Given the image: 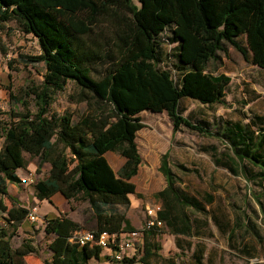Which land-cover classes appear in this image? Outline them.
Instances as JSON below:
<instances>
[{"label": "trees", "instance_id": "16d2710c", "mask_svg": "<svg viewBox=\"0 0 264 264\" xmlns=\"http://www.w3.org/2000/svg\"><path fill=\"white\" fill-rule=\"evenodd\" d=\"M9 21L38 39L41 53L28 56L27 62L43 63L46 72L41 85L25 92L33 98L36 112L23 98H15L22 112L0 108V210L8 226L17 229L30 212L8 191L10 184H21L18 171L27 168L28 153L38 158V174L50 165L48 175L35 185L40 201H51L56 194L69 201L82 196L93 210L96 231L118 239L123 233H142V244L125 259L127 264H175L161 254L162 229L193 237L195 226L187 210L202 208L176 188L168 154L160 168L167 186L156 194L163 204V226L135 229L127 213L130 197L139 195L133 179L143 163L137 134L145 128L140 116L145 111L167 114L175 133L186 127L205 137L222 136L233 151V171L242 172L250 163L259 169L253 177L264 181L259 115L249 116L255 132L227 121L217 134L207 122L185 117L181 109L187 99L207 107L228 105L231 78L208 69L221 53L228 54L227 46L264 71V0H0V23ZM70 81L79 89L72 101L85 103L88 112L77 119L69 113L50 116L54 94L63 92ZM108 152L125 159L117 172ZM5 197L12 207H6ZM263 197L264 192L257 202L264 219ZM45 222L50 258L44 264H92L102 259L99 246L71 240L82 230L76 221L55 216ZM13 235L0 220V264H27L26 257L36 250L26 243L14 248ZM200 257L197 264H203Z\"/></svg>", "mask_w": 264, "mask_h": 264}, {"label": "rangeland", "instance_id": "374dc122", "mask_svg": "<svg viewBox=\"0 0 264 264\" xmlns=\"http://www.w3.org/2000/svg\"><path fill=\"white\" fill-rule=\"evenodd\" d=\"M106 33L110 37L111 33ZM240 42L244 43L243 37ZM227 48L228 54L221 53V59L218 62L212 61L208 69L210 73H224L231 78L227 91L228 105L207 107L187 99L181 102V109L184 116L194 122H207L205 124H209L215 133L223 131L227 121L231 125L237 123L255 132L256 125L249 116L257 114L261 118L259 134H262L264 71L246 62L233 47ZM40 53L38 39L25 32L17 22L0 23V108L4 112L24 111L23 105L16 104L15 98L30 102V109L36 112L33 98L25 96V92L31 86L43 83L46 69L43 63L29 64L27 57L38 56ZM78 93V87L70 81L63 92L54 94L49 115L69 113L77 119L88 112L85 103L72 101L71 96L77 98ZM140 116L145 128L138 132L137 143L143 163L133 179L139 195L131 196L134 205L131 202L127 211L132 224L138 229L145 227L146 208L154 205L163 208L156 194L167 186L160 168L164 155L168 154V164L176 177V188L197 200L202 209L201 212L187 210L195 226L193 237L175 236L166 227L162 229L159 238L161 254L167 259H173L175 264H197L198 255L203 264L264 263V219L257 202V196L264 192V181L253 177L259 173V169L247 163L243 165L242 172L239 169V172L233 171L232 168L236 167L233 151L222 136L205 137L186 127L175 133L165 113L145 111ZM4 118L8 119V116ZM25 157L27 171H20V176L26 177L33 173L38 182L48 175L49 164L38 174V158L28 153ZM107 159L116 172L125 163L124 158L115 152H109ZM17 186L21 194L27 195L24 202L18 200L19 204L27 208L41 207L42 202L36 198L35 186L27 187L22 183ZM58 201L57 197L51 201L55 212L52 211L48 216L40 212L38 222L25 221L17 229L5 223L0 210L2 227L14 234L12 246L18 248L24 243L34 246L36 251L26 257L27 264H44L43 261L50 258L49 238L44 232L46 217H69L79 223L82 230H97L93 210L82 196L63 203ZM137 202L139 207L135 206ZM4 204L8 208L12 207L7 197ZM120 209L125 211L122 207ZM105 261L107 258L102 257L100 262L93 261L92 264H105Z\"/></svg>", "mask_w": 264, "mask_h": 264}, {"label": "built area", "instance_id": "2783aa9c", "mask_svg": "<svg viewBox=\"0 0 264 264\" xmlns=\"http://www.w3.org/2000/svg\"><path fill=\"white\" fill-rule=\"evenodd\" d=\"M21 181L24 185H36L37 178L33 173H29ZM162 209L161 205L146 208V228L163 226V221L159 219ZM27 218L31 223L38 222L37 209L33 208ZM71 240L80 246L97 245L103 250H109V258L114 264H127L125 259L133 257L142 244V233L140 231L123 233L118 239L117 236H112L107 232L81 230L76 232Z\"/></svg>", "mask_w": 264, "mask_h": 264}, {"label": "crops", "instance_id": "0c3cea01", "mask_svg": "<svg viewBox=\"0 0 264 264\" xmlns=\"http://www.w3.org/2000/svg\"><path fill=\"white\" fill-rule=\"evenodd\" d=\"M109 153V152H108ZM108 153L106 154V157H107V155H108ZM125 160V159H124ZM38 165V164H37ZM46 165V164H45ZM44 165V166H45ZM113 168V167H112ZM27 169V168H26ZM26 169H20L19 171H18V175L20 176V171H27ZM49 171H50V168H49ZM49 173V172H48ZM28 175V174H27ZM27 177V176H26ZM20 178L22 179V178H25V177H22V176H20ZM25 186H27V187H31V186H35V185H25ZM11 189H12V191H11ZM8 191H9V193H10V195L11 196H13L14 198L15 197H17V201L19 200L20 202H24V200L26 199V194H21L20 192H19V188H18V186L17 185H15V184H10L9 185V188H8ZM57 197V199L59 200L58 202H60V203H63L64 201H69V200H67V199H65V197H63L61 194H56V195H54L52 198H51V201H54V199ZM37 198V197H36ZM0 199H1V197H0ZM38 199V198H37ZM130 199H131V202H132V204H133V200H132V198L130 197ZM38 201H40L39 199H38ZM51 201L50 200H44V201H41L42 203H41V207H39V206H34V207H32V208H27V207H25V206H22V204L20 203L19 205L21 206V207H24V208H26V209H28L29 211H31L33 208H36L37 209V213L38 214H40V212L41 213H43L45 216H48V214L49 213H52V211L53 212H55V206L51 203ZM45 202H47V203H49L48 205H47V203H45ZM19 203V202H18ZM51 203V204H50ZM134 205V204H133ZM135 206L136 207H139L140 206V204L137 202L136 204H135ZM135 207V208H136ZM39 216V215H38ZM56 216H58L59 217V215H56ZM39 219H40V217H39ZM130 219V218H129ZM73 220V219H72ZM25 221H29L28 220V218L25 220ZM25 221H23L20 225H23L24 223H25ZM131 221V220H130ZM30 222V221H29ZM97 223V222H96ZM19 225V226H20ZM97 225V224H96ZM133 225V227L135 228V229H138L137 228V226H135L134 224H132ZM18 226V227H19ZM45 227V226H44ZM107 252L106 254H103L102 255V257L103 258H107V261H105L104 263L105 264H114L111 260H110V258H109V254H110V252H109V250H103V253L104 252ZM102 260V259H101ZM100 260V261H101ZM99 261V262H100Z\"/></svg>", "mask_w": 264, "mask_h": 264}]
</instances>
